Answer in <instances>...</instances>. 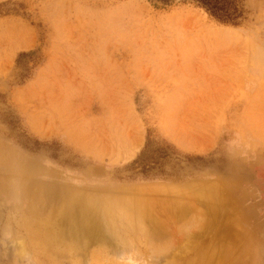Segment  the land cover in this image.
Masks as SVG:
<instances>
[{"label": "rangeland", "instance_id": "obj_1", "mask_svg": "<svg viewBox=\"0 0 264 264\" xmlns=\"http://www.w3.org/2000/svg\"><path fill=\"white\" fill-rule=\"evenodd\" d=\"M242 6L0 0V264H264V0ZM75 194L151 218L76 241Z\"/></svg>", "mask_w": 264, "mask_h": 264}, {"label": "bare ground", "instance_id": "obj_2", "mask_svg": "<svg viewBox=\"0 0 264 264\" xmlns=\"http://www.w3.org/2000/svg\"><path fill=\"white\" fill-rule=\"evenodd\" d=\"M180 36L186 38L185 33ZM71 206L70 217L72 223L78 229L72 230L70 234L76 241L89 239L91 231L94 227H97L100 217L105 218V225L109 229L117 228L118 226L123 228L127 224L143 227L145 221L151 218L150 209L144 202L141 203V201L130 198L122 199L108 196H91L90 194H75L72 198ZM151 222V226H156L154 219H151Z\"/></svg>", "mask_w": 264, "mask_h": 264}, {"label": "trees", "instance_id": "obj_3", "mask_svg": "<svg viewBox=\"0 0 264 264\" xmlns=\"http://www.w3.org/2000/svg\"><path fill=\"white\" fill-rule=\"evenodd\" d=\"M152 3L170 6L176 2L193 3L205 10L218 22L238 26L244 19L242 0H150Z\"/></svg>", "mask_w": 264, "mask_h": 264}]
</instances>
